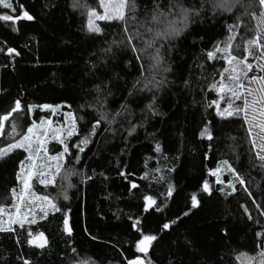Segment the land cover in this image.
Listing matches in <instances>:
<instances>
[{"label":"trees","instance_id":"trees-1","mask_svg":"<svg viewBox=\"0 0 264 264\" xmlns=\"http://www.w3.org/2000/svg\"><path fill=\"white\" fill-rule=\"evenodd\" d=\"M80 2L99 10L98 0ZM138 2L142 14L145 0ZM20 3L35 16V20L20 22L18 32L12 30L10 22H0V114L17 98L25 105L70 104L71 109L62 108L61 112L72 110L77 116L84 117L79 122L83 135L89 130L95 113L80 106L94 102V86L102 80L108 82L111 77L105 90L106 110L114 113L127 101L134 115L119 118L108 131H104L109 127L105 124L99 130L100 134L92 138L93 143L85 148V153H81L80 163L74 158L66 162L64 168L74 169L77 174L70 175L67 180L57 177L55 186L37 190L54 197L64 210H70L73 235L64 234L61 213H50L46 220H38L37 225L30 226L33 232L45 233L48 245L43 250L28 246L26 231L18 227L19 243L16 242L17 235L0 233V264H4L5 259L7 264H21L17 260L19 255L30 259L32 264H123L124 256H130L134 250L137 234L130 228L129 217H136L142 211V195L159 196L166 191L168 182L176 187L168 210L159 214L153 212L143 221L149 229H157L165 217L174 218L185 210V197L198 191L203 180L208 179L214 189L218 187L213 183L214 177L208 176V170L223 159H228L251 181L246 186L252 192V198L258 203L264 200V173L251 166L250 145L242 119L233 117L222 121L216 117L213 108L206 107L208 101L216 98L214 92L206 90V85L211 82V73L221 69L223 62L209 64L204 53L225 40L226 22H233L228 14H217L213 18L206 6L202 16L195 18L186 32L173 42L172 51L164 53L172 67L171 72L164 74L169 83L159 91H137L129 97L128 90L141 76L133 53L123 45L113 46L114 58L104 63L98 60L103 57V48L112 40L122 38L114 23L110 27L102 24L104 35H89L84 31L86 10L73 9L72 0H20ZM244 21L247 29H254L255 21L250 16H245ZM246 34L251 36L252 32ZM8 47L16 49L20 55L9 57L6 54ZM239 54L242 55V49ZM94 62L98 65L96 69L91 68ZM143 63L147 77L149 61L145 59ZM198 63L205 65L203 75L209 79L197 81L201 76ZM187 77H191L193 88L185 89L183 80ZM200 85L205 86L203 91ZM153 94L157 96L160 115L147 113L145 119L143 110ZM45 115L51 113L36 109L32 118L39 122ZM53 118L62 120L64 117ZM128 120L132 124L145 122L129 135ZM20 123L22 127L27 126L23 120ZM205 124L213 132L212 141L199 136ZM76 139L73 137L71 142ZM156 142L161 144L162 154L154 151ZM24 155L26 153L17 151L10 159L0 160V203L11 204L10 196L5 200L9 187L15 186L19 191L15 172L18 159H23ZM158 167L161 172L154 173ZM169 168L173 170L168 172ZM121 169L135 173L139 189L128 192L126 182L118 175ZM145 171L155 176L166 175L167 179L156 182L150 175L149 180H140ZM80 173L92 179L82 182ZM222 178L226 179L227 173ZM65 192L68 200L63 199ZM200 198L201 206L155 244L151 251L153 260L156 264H170L173 259L183 261V264H249L258 251L255 233L264 227V217H260L252 205V198L239 185L227 198L216 191L211 197L201 194ZM242 204L250 209L252 220L244 214ZM257 219L260 224L256 223ZM222 228L227 229V236L220 231ZM186 237L194 242L191 250L184 245ZM72 248L76 249L75 253Z\"/></svg>","mask_w":264,"mask_h":264},{"label":"snow or ice","instance_id":"snow-or-ice-1","mask_svg":"<svg viewBox=\"0 0 264 264\" xmlns=\"http://www.w3.org/2000/svg\"><path fill=\"white\" fill-rule=\"evenodd\" d=\"M98 6L101 10L90 7L86 3L82 4L80 0H72L71 4L73 9L86 10L84 31L89 35H104L105 27L102 24L110 27L114 23L117 26L122 38L112 40L108 47L103 48L101 50L103 57L98 60L104 63L107 59L114 58L116 53L113 51V46L119 48L123 45L127 51L133 53V59L140 66L141 76L128 90L129 97L137 91H159L169 83L164 74L171 72L172 67L167 63L164 53L172 51L175 46L173 42L186 32L195 18L202 16L206 6L213 14V18L217 14H228L232 18L233 22H226L225 25L227 33L225 40L216 43L211 50H206L204 53L209 64L214 61L223 62L221 69L211 73V82L206 85V90L214 92L216 96L207 102L206 107L213 108L216 117L222 121L233 117L242 119L247 143L250 145L251 166L264 173V0H199V3L196 0L192 3L188 0H167L166 3L163 0H145L142 14L138 0H98ZM0 9L5 10L0 12V22H10L15 32L19 31L20 22L35 20V16L23 3H20V0H0ZM245 16H250L255 21L254 29H247ZM247 32H252V35L248 36ZM241 49L242 55L239 54ZM6 54L9 57L20 55L12 47L7 48ZM145 59L149 61L147 77L144 76ZM97 67V63H92V69ZM197 67L201 70V76L197 77V81L209 79L203 75L205 65L198 63ZM217 75L218 80L215 79ZM157 76L160 78L157 79ZM111 80L112 78L109 77L108 82L102 80L100 84H96L94 102L80 106L81 109H91L95 113L89 130L83 135L80 134L79 122L84 120V117L77 116L72 110L61 112L62 108L71 109L70 104L25 105L22 99L17 98L7 111L0 114V160L10 159L17 151L26 153L23 159H18V169L15 172L19 191L15 186L9 187L5 200L10 196L11 204L0 203V233L17 235L16 242L19 243L18 227L26 231L25 242L28 246L43 250L48 245L45 233L38 230L33 232L30 226L37 225L38 220H46L50 213H61L64 234L68 237L73 235L69 220L70 210H64L54 197L49 194H38L34 188L38 184L43 190L49 186H55L57 177L67 180L70 175L77 174L74 169L64 168L66 162L74 158L76 163H80L81 153H85V148L93 143L92 138L100 134L99 130L104 128L105 124L109 127L104 128V131H108L112 124L119 122V118L134 115L127 101L114 113L106 110L105 90L108 89ZM138 85L142 87L138 88ZM183 85L185 89L195 86L191 77L185 78ZM200 87L202 91L205 89L204 85ZM222 102H224L223 107ZM36 109L51 115L41 116L37 122L32 118ZM143 111H145V119L147 113L153 116L160 115L155 94L152 95ZM56 116H63L64 119L54 120L53 117ZM21 120L25 122L26 127H22ZM144 122L141 120L139 124H132L128 120L129 135L137 127H143ZM199 136L208 141L214 139L208 124H205ZM73 137H77L75 142H71ZM211 147L212 145L209 144V149ZM154 151L162 154V146L159 142H156ZM207 158L206 153L205 159ZM172 170L169 168L167 171ZM153 171L160 173L161 169L158 167ZM225 173H227L226 179L222 178ZM80 175L83 177L82 182L92 179L91 176L83 173ZM99 175L104 176L103 173ZM118 175L126 182L129 193L140 188V184L136 182L135 173L121 169ZM150 175L156 182L167 179L166 175L155 176L148 171H145L139 179L149 180ZM208 176L214 177L213 183L218 187L214 189L208 179L203 180L198 191L185 197V210L176 214L174 218L165 217L154 230L149 229L143 221L153 212L159 214L168 210L170 206L168 202L174 198L176 187L168 182L166 191L159 196L148 193L142 195V211L136 217H129L132 221L130 228L137 234L133 242L134 250L130 256H124L121 253L124 256L123 264H156L151 256L155 244L164 234L178 227L179 223L194 209L201 206V194L211 197L216 191L227 198L237 191V185H239L250 198L253 197L246 186L251 181L247 180L228 159L218 161L215 168L208 170ZM104 179L107 180L108 177L104 176ZM63 199H69L66 192ZM252 205L259 216L264 217V200L258 203L255 198H252ZM241 208L247 218L252 220L250 209L243 204ZM256 223L260 224V220L257 219ZM220 231L227 236L226 228ZM255 235L258 251L250 258L249 264H264V227ZM184 245L191 250L194 242L186 237ZM72 252L75 253L76 249L72 248ZM17 260L21 264H32V261L24 258L23 255L17 256ZM4 264H7L6 259ZM170 264H183V261L173 259Z\"/></svg>","mask_w":264,"mask_h":264},{"label":"rangeland","instance_id":"rangeland-1","mask_svg":"<svg viewBox=\"0 0 264 264\" xmlns=\"http://www.w3.org/2000/svg\"><path fill=\"white\" fill-rule=\"evenodd\" d=\"M99 10H101V9H99ZM54 119V118H53ZM64 119V118H63ZM62 119V120H63ZM57 121H60V120H58L57 119ZM54 143V142H53ZM52 145L50 144V147H51ZM39 188H41L38 184L37 185H35V188H34V190L38 193V194H41L40 192H38L37 190L39 189Z\"/></svg>","mask_w":264,"mask_h":264}]
</instances>
